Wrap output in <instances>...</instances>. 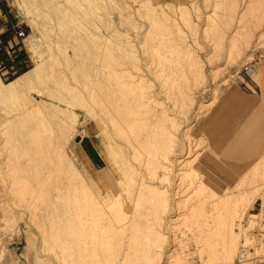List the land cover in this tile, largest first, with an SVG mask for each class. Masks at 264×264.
Returning a JSON list of instances; mask_svg holds the SVG:
<instances>
[{"label":"rangeland","instance_id":"obj_1","mask_svg":"<svg viewBox=\"0 0 264 264\" xmlns=\"http://www.w3.org/2000/svg\"><path fill=\"white\" fill-rule=\"evenodd\" d=\"M146 1L0 0V34L7 30L10 23L15 25L13 37L17 31H24L25 37L18 39V44L13 39L12 45L21 47L29 61L28 66L11 75L0 69V78L4 82L14 80L44 59L43 79L36 86L45 87V91L47 88H57L62 92H65V88H125L131 99H140L137 96L144 92L141 88H146L150 96L158 97V103H162L159 109H168L166 113L174 118L173 123L176 125V128H170L175 138L173 150L168 154L170 175L160 168V179L152 181L155 179L149 177L143 162L146 155L138 156L139 151H134L126 139L114 133L113 126L109 120L106 121L104 114L95 116L77 106L71 108L77 115L73 116L76 118L73 120L74 128L68 132L69 139L65 141L67 145L64 144L66 154L62 165L54 156L56 165L65 167L67 172L58 186L66 189L68 181L73 177L72 167L78 168L102 201L109 204L111 200L108 197H113L121 189L119 181L123 175L119 169L124 168L126 163L127 168H138V172L134 168L135 174H143L144 182L155 183L154 186L169 191L170 209L163 214L161 226V232L166 238L160 264H262L264 178L261 179V176L264 177V156L249 166L226 164L212 155L210 136L201 123L219 97L242 78L243 69L264 59V0H151L156 11L171 15L169 19L163 18L157 22L139 11L141 4ZM166 3L185 5L192 24L183 22L176 6L172 8L166 6ZM174 23L180 26L176 27ZM173 25L176 27H173V31L168 29ZM170 31L173 32L172 36ZM189 70L193 71L189 73ZM30 95L29 100L35 102L42 99L47 105L67 107L64 102L50 97L47 91L42 95L37 92ZM182 96L184 103L181 102ZM29 100L23 94L0 99L1 180L4 177V182L0 181V264H77L74 251L65 249L62 235L68 222L75 225L79 221L75 211L72 212L74 209L68 213H64L63 209L61 211L64 204L62 197L58 201L56 199L59 205L56 211H50L46 206L49 203L43 199H38L35 206L34 203L28 204L29 201L14 193L10 184L13 183L12 174L8 170L11 167L8 166L10 156L18 149L22 154L15 159L29 161L30 155L26 152L32 143L28 135H25L33 132V128H43L36 112L23 114L32 104ZM95 108L98 112V108ZM168 123L161 124L166 126ZM54 124L50 120L47 125L51 127ZM113 144L114 147L118 145L115 148L122 152L126 160L130 158L128 161L119 159V165L122 163L119 167L109 157L108 149L112 153ZM123 150H129L130 155ZM195 156L198 158L191 168L198 172L196 177L181 181L180 161H189ZM255 164H259L258 168L262 172H253ZM45 165H42L43 168ZM200 178L221 196L234 193L240 198L233 227L236 249L232 257L225 253L227 237L219 235L216 225L219 219H214L213 210L212 217L211 211H208L213 208L217 197H212L208 192L210 198L208 194L199 193ZM75 183L72 181V184ZM127 201L130 204L126 203L127 208L133 207L128 215H139L135 212L139 209L134 205V200ZM202 201L203 207L208 209L204 208L206 211L203 213L207 214L200 212L201 215L194 219L192 209ZM205 219L207 225L213 226L215 233L210 231L212 229L209 226H205ZM101 224L104 230L101 240L107 239L104 235L107 231L110 234L118 232L114 229L116 226L111 217L102 220ZM183 237L184 241L181 240ZM243 254L245 257H242ZM177 256L180 259L174 263L173 258Z\"/></svg>","mask_w":264,"mask_h":264},{"label":"bare ground","instance_id":"obj_2","mask_svg":"<svg viewBox=\"0 0 264 264\" xmlns=\"http://www.w3.org/2000/svg\"><path fill=\"white\" fill-rule=\"evenodd\" d=\"M165 5L169 7L172 6V8L176 6V10L180 12V19L186 24H192L190 13L188 9H186L185 5L179 3H166ZM151 8H153V10ZM154 8H156L155 4L152 3L151 0H147L146 2L141 4L139 11L154 22L160 21V19L163 18H170L171 15L169 13L159 12ZM154 22H152V24H154ZM174 25L176 27L180 26L175 23ZM174 25L172 27L170 26L168 29L173 31ZM172 31H170L171 36L173 35ZM234 43H236V41ZM45 64L46 61H44V59H41V61H39L35 67L31 68L29 71L23 73L22 75L9 82H4L0 78V99L14 98L18 97L19 94H23L26 99L29 100V98H31L30 94L32 92H37L38 94L42 95L47 91L50 97L64 102L67 105L66 108H63L60 105H47L42 99L38 102L29 100V102H32V104L30 105V107H27V109H25L23 114L28 115L36 112L39 117L38 121H40L41 125H43V128H33V132H29V134L27 133L25 135H28L30 143H32L28 145V152H26V154L30 155L29 161H19L15 159L22 154L19 152L20 150L18 151V149H15V152L13 151L14 153L10 156L9 160H11V162L8 166L11 167L8 170L12 174L11 176L13 183L10 184L14 189L12 187L11 188L14 190V193L18 194L21 198H23V200L29 201L28 204L34 203V206L35 202H37L38 199H43L44 201H47V203H49L46 206H48L50 211H56L59 209V205L57 204L56 199L58 201V198L62 197L61 199L64 204L61 206V211L63 209L64 213H68L70 212V210L74 209L72 210V212L75 211L76 215L79 217V221L75 225H72V223L68 222L67 226H65L66 228L62 232V235L64 236L63 242L65 245V249H72L74 251L77 264H158L160 262V258L162 255L161 250L166 238L161 232V226L163 221V214L170 209V198L168 194L169 191L166 189L161 190L159 187L153 185L155 183L150 184L149 182H144L143 174H135L136 172H138V168L136 169V167H134L136 171L135 172L134 168L129 167V169L127 168L128 166L126 165V163H123L124 168L120 167L119 169L122 171L123 175L119 181V187L121 189L118 190V192L113 197H108L111 200V203L107 204L102 201L96 191L93 190L89 182H87V180L82 176L79 169L75 167H72L71 169L73 177L70 181H68L69 184L66 185V189H61L58 184L59 182L63 181L62 179L65 178L63 175H66L67 172L65 167H58L56 165L57 162L54 159V156L59 159L57 160L60 161L62 165V159L66 154L64 144L65 141L69 139L68 132L74 128V121L76 120V118L74 117L77 115V113H75L74 110H71V108H75L78 106L84 108V110L87 109V112L92 113L95 116L104 114L107 118L106 121L109 120V122L113 126V131H115L114 133L121 136L123 139H126L125 141L131 144V148L133 146V148L135 149L134 151H139L140 154H138V156L142 154L146 155H143L145 157V161L143 162L145 164V167L147 168L149 177L151 179H155L152 181H156V179H160V177L158 176L160 168H162L166 174H168L171 170L168 154L172 152L175 142V138L173 137L174 135L170 129L172 127L176 128V125L173 123L174 118L172 119L170 114L166 113L168 109L164 110L165 108H158L159 104L162 103H158L160 101H158V97L155 98L153 96H150V93L148 94V92L145 91L146 88H141V90H143L144 92L140 93V96H137L140 97V99H131L129 97V93L125 88H83L84 90L80 88H65V92H62L57 88H47L45 91V87L38 88L36 86V83L42 81L43 79ZM192 71L189 70L188 72L190 73ZM176 74H178V72ZM182 99L183 96L181 100ZM181 102H183V100ZM95 107L98 108V112L95 110ZM150 108L152 112L150 111ZM50 120L54 121V126L50 125L51 127H49L47 125ZM101 120L104 119H100V121ZM162 122H165V124L168 122L169 123L165 126V124H161ZM102 123L104 122L102 121ZM22 138L25 137L23 136ZM44 142H46V144H44ZM122 146H124L123 143ZM125 146L127 147V145ZM115 147H118V145L115 144ZM115 147L113 144L111 149L112 153H110L109 149L108 153L112 161L118 164L119 167L122 164L120 163L119 165V159H121L122 161L123 158L125 159V157H123L124 155H121L122 152H120V150ZM128 151H124L125 154L126 152L128 153ZM120 155L122 156V158H120ZM126 157L128 156L126 155ZM196 158H198V156L189 159V161H180V163L182 162L183 164V166L181 164L182 170L181 173H179L181 181H187V179L196 177L195 174L197 175L198 172L196 173V171L191 168L192 165L196 162ZM128 159H125V161H128ZM134 159L136 160V156H134ZM140 159L143 160L141 156ZM130 162L131 161H129V163ZM143 162L140 161L141 164H139L142 165ZM44 163H46V165L43 168L42 165ZM258 165L259 164H255V166L252 168L254 170V173L255 171L259 170ZM262 166L264 167V165ZM1 169L2 168H0V171ZM197 171H199V169H197ZM246 174H248V172ZM163 176L166 177L165 174ZM261 177V179L264 178L263 176ZM162 179L160 180L161 182ZM2 180L0 178V181ZM195 180H197V178ZM72 181L76 182L75 185L72 184ZM198 181L199 193H209L212 197H217V201L215 200L216 202L213 205V208L211 207V210L203 207V201L199 202L198 206L196 205L195 208L192 209V216H194V219H197L198 215H201L200 212L203 213L206 210L211 211V216L213 210V212L215 213H213L215 216H213L214 219H219L218 222L215 221L216 225H218V227H216L219 228V235H225L227 237V241L225 240V244L227 245V252L225 253H227V256L232 257V254L236 249V235L233 227L236 214H238L239 210L238 204L240 202V198L237 197V195H233L234 193L232 195L228 194L227 196H225L224 194L225 197H223L215 189L209 187L204 179L200 178L198 179ZM125 191L126 193H124ZM60 192L62 193V195H60ZM209 194L207 196H209L210 198ZM130 199L134 200V205H136L137 209H139L135 212H137V214L139 215H128L132 207L131 206L127 208V205L129 204L127 200L131 201ZM241 199L243 198L241 197ZM244 199L247 198L244 197ZM210 201H212V199ZM204 208L206 210H204ZM141 209H143L142 212H140ZM203 214L206 215L207 213ZM109 217L114 220V227L116 226V228L114 229H117L118 232H116V234H110L109 231H107L105 233L109 234H104L105 236H107V239L105 238L106 240H101L100 237L102 235V232H104L101 221ZM187 217L185 219H187ZM210 220L212 221V219ZM205 226H209V229H212L210 231L214 232L213 226H211V224L207 225L206 223ZM181 240L184 241V237L181 238ZM178 257L179 256L173 258V260L175 261L174 263H177L179 261L180 258ZM65 261L67 260L65 259ZM71 261L72 260H70V262Z\"/></svg>","mask_w":264,"mask_h":264},{"label":"crops","instance_id":"obj_3","mask_svg":"<svg viewBox=\"0 0 264 264\" xmlns=\"http://www.w3.org/2000/svg\"><path fill=\"white\" fill-rule=\"evenodd\" d=\"M231 88L219 97L201 126L210 136L213 156L228 165L249 166L264 156V59Z\"/></svg>","mask_w":264,"mask_h":264},{"label":"built area","instance_id":"obj_4","mask_svg":"<svg viewBox=\"0 0 264 264\" xmlns=\"http://www.w3.org/2000/svg\"><path fill=\"white\" fill-rule=\"evenodd\" d=\"M14 27L15 25H13V32H14ZM24 37H25V32L22 30L17 31L16 35L7 41L4 40L0 34V69L3 70L4 73L7 75L14 74L21 68L24 69L23 67L28 66L29 64L26 54L23 60L16 61L19 53L23 51L21 50V47L12 45L13 39L16 42V44H18V39H23ZM18 48L19 50H17ZM252 69H253V65L246 66L243 69V74L249 75ZM244 256L245 254L242 255V257Z\"/></svg>","mask_w":264,"mask_h":264},{"label":"trees","instance_id":"obj_5","mask_svg":"<svg viewBox=\"0 0 264 264\" xmlns=\"http://www.w3.org/2000/svg\"><path fill=\"white\" fill-rule=\"evenodd\" d=\"M13 24H14V23H10V24L8 25L7 30H6L5 32L1 33V37H2L4 40H6V41L13 37V36H12V35H13ZM24 57H25V53H24V52H21V53H19L18 58H17L16 61L23 60Z\"/></svg>","mask_w":264,"mask_h":264}]
</instances>
